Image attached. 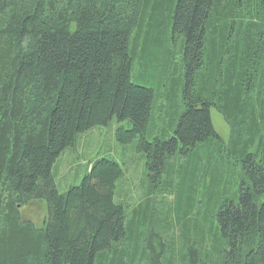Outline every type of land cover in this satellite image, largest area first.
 <instances>
[{
	"label": "trees",
	"instance_id": "1",
	"mask_svg": "<svg viewBox=\"0 0 264 264\" xmlns=\"http://www.w3.org/2000/svg\"><path fill=\"white\" fill-rule=\"evenodd\" d=\"M112 120L144 159L146 201L131 211L109 156L62 193L55 182L60 155ZM174 157L179 203L153 219ZM38 201L39 227L20 215ZM0 264H264V0H0Z\"/></svg>",
	"mask_w": 264,
	"mask_h": 264
},
{
	"label": "rangeland",
	"instance_id": "2",
	"mask_svg": "<svg viewBox=\"0 0 264 264\" xmlns=\"http://www.w3.org/2000/svg\"><path fill=\"white\" fill-rule=\"evenodd\" d=\"M137 71H140V69H137L135 65L131 74V80L134 83L145 85V79H142L144 77L143 74L140 76L137 74ZM146 85L155 88V85L152 84V81ZM161 104L162 101H159L158 105ZM160 114L161 113L157 111L153 112L152 116L155 117V121L153 120L155 124H157L156 120L159 119ZM209 115L213 129L222 143L226 145L230 135L229 126L225 122L222 115H220L214 108L209 109ZM119 125L125 126L126 122L119 124L115 120H112L107 126H98L92 128L91 130L80 135L77 138L75 145L72 148L65 150L60 155V157L57 159V162L55 163L54 175L57 190L60 193L64 192L70 186L77 185L85 175L87 171L86 169L90 163L98 158L109 156L113 158L123 169V177L117 187V198L119 201H122L123 203H129V211H131V208H136L138 205H141L142 202L146 201L144 198V193L146 192V183L148 181L147 178L144 179V159L140 156V154L135 152V146L133 148L132 144L123 145L115 140L114 130ZM181 160L182 159H179L178 157H174L170 160L171 164L173 165L174 172L172 178L173 189L164 191V181L166 179V174L164 173H162L160 182H158L156 188L152 189L149 197L150 202L148 206L150 207L148 211V217L152 216L153 219L161 216L164 217L169 213H167L168 209H165V207H170V210L173 213L175 206L178 205L179 193L174 188L179 181V178H177L179 172L178 166ZM185 173L186 172H183V174ZM184 183H186L187 186H182L181 184L180 191L187 190V188H190L192 185V182L188 179ZM228 183L229 184L226 186V188H229L226 189L227 194L231 192L233 180ZM213 192L215 193V196L221 197L223 189L220 186ZM210 195L211 192L206 195L204 201L199 200V198L198 201L194 203L195 215L193 214V217L199 222L196 225V229L205 224L207 220V214L210 209H208V205L211 203L210 202L207 204V200L210 198ZM20 215L25 220L32 222L35 226H41L46 218L45 202H33L26 207H22L20 210ZM203 229H206V225H203ZM190 230L192 231L194 242L195 231L193 230V227L192 229L190 228L189 231ZM173 237L176 239L177 245L183 244L180 239V229L178 225ZM156 239V234L154 233L151 241ZM189 246L192 247L191 244H189ZM190 251L189 258L192 259L191 256L194 258L196 255L193 254V250Z\"/></svg>",
	"mask_w": 264,
	"mask_h": 264
}]
</instances>
